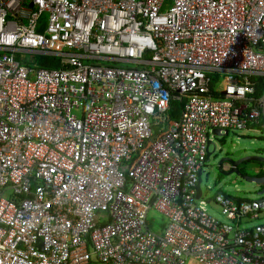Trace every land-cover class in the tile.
I'll return each instance as SVG.
<instances>
[{
	"label": "built area",
	"instance_id": "1",
	"mask_svg": "<svg viewBox=\"0 0 264 264\" xmlns=\"http://www.w3.org/2000/svg\"><path fill=\"white\" fill-rule=\"evenodd\" d=\"M253 125L264 0H0V264H264V200L197 199L214 131Z\"/></svg>",
	"mask_w": 264,
	"mask_h": 264
},
{
	"label": "rangeland",
	"instance_id": "2",
	"mask_svg": "<svg viewBox=\"0 0 264 264\" xmlns=\"http://www.w3.org/2000/svg\"><path fill=\"white\" fill-rule=\"evenodd\" d=\"M45 15L43 20H47ZM166 116H168L166 114ZM213 144L210 146V152L213 153L210 163L206 164L204 174L202 177L201 189L203 192V199L206 203L212 201L219 193H223L230 198L241 199L247 201H254L259 198H264V194L257 195V193L264 189V183L257 185L254 183H245L236 176L225 178L220 184H218L219 173L217 171V164L225 157H230L234 161L243 160L247 157H260L264 159V132L258 130H238L230 131L228 135L221 137H214ZM216 147V149H215ZM245 169L246 176L252 178L264 177V163L261 161H245L242 165ZM207 210L211 214V217L215 218L221 223H225V218L221 215V208L214 203L210 202L207 205ZM152 221L156 223H162L166 220L159 214L150 211L148 223L151 225ZM253 225H259V222L252 223ZM157 227L151 228V231L156 234L159 233ZM187 264H195L192 261H187Z\"/></svg>",
	"mask_w": 264,
	"mask_h": 264
},
{
	"label": "water",
	"instance_id": "3",
	"mask_svg": "<svg viewBox=\"0 0 264 264\" xmlns=\"http://www.w3.org/2000/svg\"><path fill=\"white\" fill-rule=\"evenodd\" d=\"M215 133V136H218V137H221L223 135H227V131H225L224 133L221 132L220 129H216L214 131ZM213 144V141H209V150H208V154H207V161H206V164L207 163H210L211 161V157L213 156L214 152L211 153L210 152V146ZM216 149V147H215ZM249 160H254V161H261L262 163H264V159L263 158H260V157H254V156H251V157H247V158H243V160H238V161H234L232 159H230V157H225L223 158L220 162H218L217 164V171L219 173V177H218V184H220L223 180H225V178H230L232 176H236L237 178L241 179L242 181H244L245 183L249 184V183H254V184H257V185H261L264 183V177L262 178H252L250 176H246L244 174H242L239 170V167L245 162V161H249ZM203 174H204V171H202L200 174H199V184H198V187H197V193H198V196H197V199H201L202 195H203V192H202V189H201V185H202V177H203ZM221 179V180H220ZM264 194V189H261L257 195H262ZM217 196H223L224 198L226 199H230L231 201H233L236 205H240V204H247V203H250L252 201H247V200H241V199H234V198H230L229 196L223 194V193H219ZM216 196V197H217ZM215 197V198H216ZM215 198L212 200L214 201ZM264 200V198H259V199H256L255 201H262ZM210 201V202H212ZM209 202V203H210ZM41 243V242H40Z\"/></svg>",
	"mask_w": 264,
	"mask_h": 264
},
{
	"label": "trees",
	"instance_id": "4",
	"mask_svg": "<svg viewBox=\"0 0 264 264\" xmlns=\"http://www.w3.org/2000/svg\"><path fill=\"white\" fill-rule=\"evenodd\" d=\"M34 62L36 64V68H42V69H46V70H60L62 69V61L60 58H55V57H34ZM29 66V65H27ZM216 78V76H213ZM175 98L173 97L171 99L170 102V109L167 112V115L173 119V120H178L182 110L184 108V104L186 99L185 98H181L178 99L179 94L178 93H172ZM159 128L160 126L155 127V132L156 134L159 133ZM154 226H156L155 221H152V224H149V229L151 230V228H154Z\"/></svg>",
	"mask_w": 264,
	"mask_h": 264
},
{
	"label": "crops",
	"instance_id": "5",
	"mask_svg": "<svg viewBox=\"0 0 264 264\" xmlns=\"http://www.w3.org/2000/svg\"><path fill=\"white\" fill-rule=\"evenodd\" d=\"M251 129H253V130H258V131H260V132H264V129L263 128H261L260 126H257V125H253V126H251L248 130H251ZM230 131H235V129L234 130H230ZM230 131H227V135L230 133ZM155 224H156V229H158V232L159 233H157V234H163L164 233V231H165V229H166V225H167V221L165 222V221H162V223H156L155 222ZM92 264H100V263H97L96 261L95 262H93Z\"/></svg>",
	"mask_w": 264,
	"mask_h": 264
},
{
	"label": "flooded vegetation",
	"instance_id": "6",
	"mask_svg": "<svg viewBox=\"0 0 264 264\" xmlns=\"http://www.w3.org/2000/svg\"><path fill=\"white\" fill-rule=\"evenodd\" d=\"M239 170H240V172H241L242 174L245 175V173H244L245 169H243L242 166L239 167ZM220 180H221V179H220Z\"/></svg>",
	"mask_w": 264,
	"mask_h": 264
}]
</instances>
